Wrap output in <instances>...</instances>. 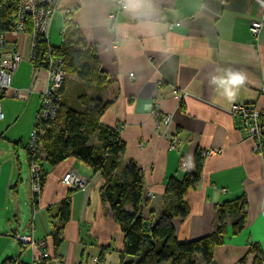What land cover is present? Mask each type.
Wrapping results in <instances>:
<instances>
[{"label":"crops","instance_id":"0c3cea01","mask_svg":"<svg viewBox=\"0 0 264 264\" xmlns=\"http://www.w3.org/2000/svg\"><path fill=\"white\" fill-rule=\"evenodd\" d=\"M113 7V0H59L49 29L60 32L66 17L87 26L102 68L116 81V98L100 120L120 125L125 150L117 171L130 160L139 166L146 201L142 214L155 220L168 178L193 169L196 149L218 148V153L203 157L200 179L184 196L187 216L172 219L175 235L193 240L208 234L217 206L244 194L243 230L228 232L208 264H240L244 256L241 264H258L246 253L250 244H257L264 256V173L229 107L245 103L264 109V23L257 39L249 31L251 20L264 11V0H150L144 13L124 10L110 21ZM2 32L0 54L19 51L24 59L11 76L9 91L0 92V262L20 256L25 264H41L40 250L21 252L13 237L18 233L47 241L49 259L43 264H118L123 235L101 200L104 179L91 167L72 157L53 166L43 163L46 178L33 204L25 140L46 71L28 58V33L13 28ZM229 70L246 76L238 90L229 83ZM75 84V77L67 75L63 95ZM173 88L181 92L180 101L173 98ZM229 92L236 93L235 99L229 100ZM154 103L161 115H171L168 125L154 114ZM175 132L179 141L172 147L169 135ZM91 139L97 142L96 133ZM70 168L88 183L70 192V218L55 255L49 234L57 205L69 192L61 179ZM194 259L201 264L198 254Z\"/></svg>","mask_w":264,"mask_h":264},{"label":"trees","instance_id":"16d2710c","mask_svg":"<svg viewBox=\"0 0 264 264\" xmlns=\"http://www.w3.org/2000/svg\"><path fill=\"white\" fill-rule=\"evenodd\" d=\"M16 8V0L0 1V30L13 28ZM61 30V42L57 46H51L48 38L39 36L32 59L34 65L45 67L50 48L51 54L61 59L65 75H73L76 79L69 94L63 95L65 76L58 90V109L54 118L37 124L41 142L39 150L31 154L25 146L29 165L37 162L39 166V191L46 178L43 163L53 166L72 157L91 167L104 179L100 188L101 200L110 207L123 235L118 264H199L194 259L196 254L200 256L201 264H208L214 249L224 243L228 232L237 235L243 230L246 220L244 194L224 200L217 206L214 226L208 234L193 240H178L172 219L176 216L185 218L188 214L184 196L199 181L202 169V150L196 149L193 169L185 170L180 178L171 176L166 181L158 217L155 220L144 218L142 210L146 201L143 198L141 169L130 160L117 171L125 143L118 124L108 126L100 120L116 98V81L102 68L87 26L78 25L66 17ZM25 31H30L29 25H26ZM94 133L95 143L91 139ZM71 191L58 203L54 215L56 221L52 223L49 234L55 255L62 242L63 227L70 218ZM38 196L39 193L34 194V204ZM248 253L254 255L255 263L261 264L264 256L260 255L261 249L257 244H250ZM46 259L41 257V264ZM98 259L101 260V256ZM244 261L245 256L239 263ZM0 264L25 263L17 256L5 257Z\"/></svg>","mask_w":264,"mask_h":264},{"label":"built area","instance_id":"2783aa9c","mask_svg":"<svg viewBox=\"0 0 264 264\" xmlns=\"http://www.w3.org/2000/svg\"><path fill=\"white\" fill-rule=\"evenodd\" d=\"M224 3V0H220ZM17 8L16 15L13 20V29L17 32L28 33L29 56L31 60L34 57V50L37 45L38 37L47 38L50 22L56 10L58 9L59 0H16ZM114 7L108 13V19L113 21L116 16L124 11L120 0H113ZM264 23V11L258 19L251 20L249 31L254 39H257L262 25ZM176 23H167L168 28H172ZM26 25L30 26V31L26 32ZM62 31V30H61ZM4 45V34L0 33V46ZM47 55V63L45 66L46 82L45 88L41 94L39 108L35 114L32 131L29 142L26 144L31 154L36 153L38 149V141L40 139L37 124L41 121L54 118L58 109V90L62 86L65 78V72L62 68L61 59L51 54L49 48ZM24 59V56L19 52L0 54V92L6 94L10 89V80L13 73L16 71L19 63ZM172 96L175 100L180 101L182 94L176 88L172 89ZM159 105L154 103L153 112L157 117H160L163 124L168 125L171 121L169 113L160 114ZM229 112L235 120L238 132L243 133L251 140L252 151L261 159V167L264 173V109L255 104L233 103L229 107ZM2 117L0 107V118ZM120 129V125H118ZM167 136V134H164ZM170 136V146H176L179 141L178 134L175 132ZM220 150L216 147L202 150V156H210L218 153ZM38 164L30 163V172L33 179V194H37L39 190ZM62 182L68 187H82L87 182V178L77 172L75 168H70L62 177ZM19 241H30L27 236H17ZM41 248V257H48V252L45 250L46 243L43 240L39 241ZM31 248L34 243H30ZM261 264H264V258Z\"/></svg>","mask_w":264,"mask_h":264},{"label":"rangeland","instance_id":"374dc122","mask_svg":"<svg viewBox=\"0 0 264 264\" xmlns=\"http://www.w3.org/2000/svg\"><path fill=\"white\" fill-rule=\"evenodd\" d=\"M49 28H50V26H49ZM47 38L49 39L51 45L57 46L61 42V33L60 32L54 33V32H52L51 29H49L48 30V34H47ZM56 42H57V44H54ZM66 77H67V75H66ZM87 91L90 92V93H92V91L90 89H87ZM34 119H35V116H34ZM32 127H33V123H32V126L29 129V132H28V135H27V139L25 140V143H28L29 142L30 134H31V131H32ZM40 145H41V142H40V139H39V141H38V149L37 150H39ZM203 157H206V156H203ZM31 163H34V162H31ZM35 163L37 164V162H35ZM38 168H39V166H38ZM29 174H30V192H31V198H32V201H33L34 194H33L32 189H33L34 183H33L32 175H31V172H30V165H29ZM87 183H88V179H87V182L85 183V185L82 186V187H71V186L70 187L67 186V187H68L69 190L72 189V191H73V190L83 189L86 186ZM39 190H38L37 194L40 193ZM33 204H34V202H33ZM17 236H27V237H29L30 241H28V242L19 241V239L17 238ZM13 237H14V240L21 246V248H23V250H25L26 248L31 247L30 246V243L32 242V243H34V247L33 248H36V249L40 250V252H41V248L42 247H40V245H39V241L40 240H43L46 243V246H47V241L45 239H35L32 236H30V235H21V234L15 233ZM45 250L47 251V247H45ZM46 258H47L46 260H48L49 259V256L46 257Z\"/></svg>","mask_w":264,"mask_h":264},{"label":"clouds","instance_id":"9594fccd","mask_svg":"<svg viewBox=\"0 0 264 264\" xmlns=\"http://www.w3.org/2000/svg\"><path fill=\"white\" fill-rule=\"evenodd\" d=\"M124 10L132 14H142L147 8L150 7V0H120ZM229 83L236 86L238 90L241 86L244 85L246 76L242 72H233L229 70ZM236 93L229 92V100L235 99Z\"/></svg>","mask_w":264,"mask_h":264}]
</instances>
